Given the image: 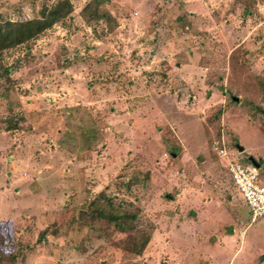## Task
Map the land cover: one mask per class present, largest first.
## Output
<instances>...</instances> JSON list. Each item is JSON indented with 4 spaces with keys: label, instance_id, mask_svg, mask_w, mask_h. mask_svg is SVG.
I'll return each mask as SVG.
<instances>
[{
    "label": "rangeland",
    "instance_id": "374dc122",
    "mask_svg": "<svg viewBox=\"0 0 264 264\" xmlns=\"http://www.w3.org/2000/svg\"><path fill=\"white\" fill-rule=\"evenodd\" d=\"M56 1L0 0V20ZM71 2L0 54V264H264V217L211 147L264 181V0ZM100 193L141 226L94 230Z\"/></svg>",
    "mask_w": 264,
    "mask_h": 264
},
{
    "label": "trees",
    "instance_id": "16d2710c",
    "mask_svg": "<svg viewBox=\"0 0 264 264\" xmlns=\"http://www.w3.org/2000/svg\"><path fill=\"white\" fill-rule=\"evenodd\" d=\"M98 4L99 2L93 7L92 4L87 3L81 11L85 15L88 14L89 18H94L100 14ZM72 11L73 5L71 0H57L48 6H44L40 11L39 17L21 20H0V54L3 50L12 46L31 42L55 23L62 22L69 17ZM3 28L5 29L2 30ZM7 71H9V68H5V72ZM22 119L11 113L3 120L5 129L19 128V121ZM245 162L246 164L248 163L246 159ZM86 211L92 218L94 230L96 229L97 231L104 230L100 223L102 219H106L116 231L121 233L128 232L138 225L141 226L135 208H124L121 203L102 193H100L99 198H94L90 202ZM44 237L43 232H41L39 239H43ZM149 240L150 232L141 229L137 236L129 240V249L132 253L139 255L143 252Z\"/></svg>",
    "mask_w": 264,
    "mask_h": 264
},
{
    "label": "built area",
    "instance_id": "2783aa9c",
    "mask_svg": "<svg viewBox=\"0 0 264 264\" xmlns=\"http://www.w3.org/2000/svg\"><path fill=\"white\" fill-rule=\"evenodd\" d=\"M212 150L224 162L232 182L249 208L251 221L264 217V181L249 163H242L236 157H230L223 147L222 140L215 139L211 143Z\"/></svg>",
    "mask_w": 264,
    "mask_h": 264
},
{
    "label": "water",
    "instance_id": "95a60500",
    "mask_svg": "<svg viewBox=\"0 0 264 264\" xmlns=\"http://www.w3.org/2000/svg\"><path fill=\"white\" fill-rule=\"evenodd\" d=\"M232 100L234 101H238V98L233 96L232 97ZM238 150L239 151H243V148L242 147H238ZM246 160L249 164H251L254 168H256L257 170L261 167V163L255 158L253 157L252 155H247L246 157Z\"/></svg>",
    "mask_w": 264,
    "mask_h": 264
}]
</instances>
